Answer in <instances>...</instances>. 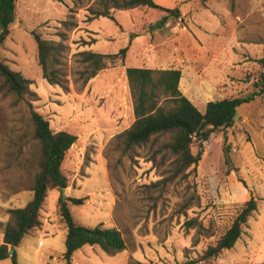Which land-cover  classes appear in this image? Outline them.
Instances as JSON below:
<instances>
[{
    "label": "rangeland",
    "instance_id": "rangeland-1",
    "mask_svg": "<svg viewBox=\"0 0 264 264\" xmlns=\"http://www.w3.org/2000/svg\"><path fill=\"white\" fill-rule=\"evenodd\" d=\"M155 2L178 7L180 12L178 17L170 16L160 30L150 29L166 14L159 9H115V20L98 17L93 21L87 19L85 6L77 8L73 12L77 26L67 33L69 83L63 89L43 78L31 32L58 40L60 21L67 17L74 0L16 1L15 19L0 46V60L31 80L29 87L36 93L31 104L52 130L77 135L61 165L67 186L48 190L39 210L40 225L14 248L17 264H66V228L58 213V199L63 194L76 223L116 227L126 242V247L114 254L84 245L73 253L71 264H264V93L239 105L231 126L210 134L187 178L161 188L151 186L161 178V169L150 160L148 149L123 152L114 140L123 131L121 121L116 124L114 117V128L108 124L111 129H102L107 126L104 123L88 128L91 118L74 113V97L78 98L86 85L81 88L72 82V54L85 45L87 40L79 33L91 32V21L96 40L89 34L87 37L95 41V51L116 53L132 33L143 65H153L151 59L166 57L169 51L175 53V64L184 73L181 89L199 105L206 98L244 96L257 90L255 83L262 70L258 59L264 55V0ZM211 28L224 30L214 37L219 48L215 44L199 46L194 38L205 39V30ZM121 65L119 59L109 64L105 68L108 76H119ZM208 69L219 72L217 87L209 95L192 76L196 73L207 78ZM125 89H130L129 84ZM104 98V92L96 95L94 107L103 106ZM13 101L12 96L0 92V243L7 210L24 206L32 198L38 167L39 147L32 139L27 108ZM127 104L128 99H123L121 106L127 108ZM106 105L107 109L113 107L110 102ZM226 148L229 167L224 161ZM192 151H197L196 142ZM68 197L83 198V202L73 204ZM250 197L256 199L257 208L233 247L203 258L206 248L229 227ZM190 219H196L195 228L186 225ZM0 264H12L11 258Z\"/></svg>",
    "mask_w": 264,
    "mask_h": 264
},
{
    "label": "trees",
    "instance_id": "trees-1",
    "mask_svg": "<svg viewBox=\"0 0 264 264\" xmlns=\"http://www.w3.org/2000/svg\"><path fill=\"white\" fill-rule=\"evenodd\" d=\"M17 0H0V46L10 33V25L15 19ZM86 7L88 20L108 17L115 20L112 11L129 10L140 6L159 9L166 14L150 29H161L170 16L180 15L178 7L168 8L159 5L155 0H74L73 7L64 20L60 21L58 40L46 39L35 31L32 35L36 42L38 64L43 78L52 85L68 88L67 71V33L77 26L73 12ZM133 34H130L132 37ZM90 41H83L84 44ZM128 46L116 53H100L92 50H81L72 54V82L84 87L87 82L101 70L117 59L123 60ZM261 72L258 74L253 90L244 96L225 97L208 101L201 112L179 89V69H153L145 67H127L126 75L130 88L135 119L132 124L115 135L114 140L123 152H137L147 148L150 160L161 169V178L151 184L152 187H166L169 183L187 178L190 168H194L203 153V142L218 128L229 127L234 121L236 109L248 103L255 96L264 93V55L258 59ZM31 80L21 73L12 71L0 60V92L10 95L14 105L23 104L27 108L32 125V139L39 147L38 167L31 190L32 198L21 207L9 208L8 219L3 228V239L0 243V261L8 257L12 264H17L16 254L8 255L11 245L17 247L23 238L40 225L39 210L48 190L64 189L67 178L62 172V162L77 135L66 130L54 131L48 120L37 112L31 100L36 93L29 87ZM197 143V151L192 146ZM225 164L230 166L228 148L224 150ZM73 204H82L83 198L68 197ZM189 204L186 205V208ZM257 208L254 197L246 200L229 227L218 237L214 244L204 251L203 258L218 255L222 250L233 247L240 237L243 226ZM58 213L65 225L63 258L71 264L73 253L84 245L98 246L107 254H114L126 247L121 230L116 227H105L101 224L87 226L76 223L72 213L63 200L58 199ZM196 219L186 221L190 228L197 226ZM129 264H143L132 261Z\"/></svg>",
    "mask_w": 264,
    "mask_h": 264
},
{
    "label": "crops",
    "instance_id": "crops-1",
    "mask_svg": "<svg viewBox=\"0 0 264 264\" xmlns=\"http://www.w3.org/2000/svg\"><path fill=\"white\" fill-rule=\"evenodd\" d=\"M95 20V19H94ZM93 20V21H94ZM92 22V21H91ZM91 22L88 24V29L91 32H82L79 33V36H81L83 39L89 41V38L87 35L89 34L93 39L95 36L93 35L94 32L96 31L95 27L92 26ZM153 30H160V29H153ZM206 31V37L203 40L198 39L195 37V41L199 44V46H205L207 44H215L216 48L218 47V43L216 44V40L214 37L218 35L219 33L223 32L224 30L218 29V28H211L208 31ZM132 34V33H131ZM134 35V34H133ZM134 37H130L127 41V44L125 46H128V49L126 51L125 57L123 60L119 59L121 66L123 67L122 72L120 71L119 76H108V69H103L101 70L97 75L92 77L88 83L86 84V87L83 91V93H80L78 95V98L74 97V104H73V110L75 114L83 115L86 114L90 120V126L88 128H91L92 125H97L99 123H104L107 126H101L102 129H111V127L114 128V126L121 121L122 123V128L121 130H125L128 128L132 122L135 119L134 116V111H133V103H132V97L130 95V89L127 90L125 87H128V79L126 75V68L127 67H145V68H153V69H179L180 70V80H179V89L182 92L183 95H185L201 112L205 110L206 104L208 101L211 100H219L221 98H216V99H209L206 98L205 101H203L200 105L197 104L190 96H188L182 89H181V84L183 80V69L179 67L177 64H175V53L173 52H168V56H164L162 58H156L151 59L150 61H154L153 65L151 66H146L143 65V56H139L136 54L135 51V45H137L138 42L137 40L133 39ZM137 38V37H136ZM96 40V38H95ZM231 40V39H230ZM94 40L91 41L90 43H86L84 46L80 47V50H92L95 51L92 48V45L94 44ZM215 42V43H214ZM233 42V40H231ZM230 42V43H231ZM224 43H222L223 47ZM220 46V47H221ZM138 50V49H137ZM98 52V51H96ZM101 53V52H100ZM114 53V52H111ZM192 71V70H190ZM207 71V70H206ZM209 76L207 78L202 79L201 76L197 75L196 73H192L193 79L195 83H201L202 89H205V94L209 95L212 94L213 89L217 87V84L219 82V72L213 70L210 72V69L207 71V75ZM206 75V76H207ZM207 90V91H206ZM208 90H210L208 92ZM101 92H104V100L105 103L108 105L109 102L112 103V108L107 109L105 107V103L103 106H100L99 104H96V107H94L92 101L96 98V95H99ZM128 99V104L127 108H124L121 106L122 102ZM130 99V100H129ZM106 105V106H107ZM84 109V110H83ZM114 117L117 118L114 120ZM118 120V121H117ZM109 124V125H108ZM126 124V125H125ZM119 126V125H118Z\"/></svg>",
    "mask_w": 264,
    "mask_h": 264
},
{
    "label": "water",
    "instance_id": "water-1",
    "mask_svg": "<svg viewBox=\"0 0 264 264\" xmlns=\"http://www.w3.org/2000/svg\"><path fill=\"white\" fill-rule=\"evenodd\" d=\"M64 190V189H63ZM62 197L64 198V194L62 195ZM14 246L13 245H11L10 247H9V250H8V255H12L13 254V252H14Z\"/></svg>",
    "mask_w": 264,
    "mask_h": 264
},
{
    "label": "built area",
    "instance_id": "built-area-1",
    "mask_svg": "<svg viewBox=\"0 0 264 264\" xmlns=\"http://www.w3.org/2000/svg\"><path fill=\"white\" fill-rule=\"evenodd\" d=\"M39 243L41 244L42 242L40 241Z\"/></svg>",
    "mask_w": 264,
    "mask_h": 264
}]
</instances>
